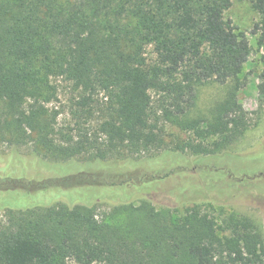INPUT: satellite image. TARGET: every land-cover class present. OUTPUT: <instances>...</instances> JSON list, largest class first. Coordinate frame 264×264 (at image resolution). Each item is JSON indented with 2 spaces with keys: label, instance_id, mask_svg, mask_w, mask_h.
Instances as JSON below:
<instances>
[{
  "label": "trees",
  "instance_id": "1",
  "mask_svg": "<svg viewBox=\"0 0 264 264\" xmlns=\"http://www.w3.org/2000/svg\"><path fill=\"white\" fill-rule=\"evenodd\" d=\"M250 1L261 16L252 32L264 45V0ZM231 6L232 0H0V145L33 144L48 171L88 151L97 167L55 177L0 174V191L123 186L131 176L104 161L116 165L152 149L179 156L169 153L162 119L203 140L177 142L183 153L215 154L241 136L250 122L238 99L239 76L252 45L225 18ZM258 77L264 104V69ZM207 81L234 86L209 117H191L198 85ZM60 89L70 91L76 138L58 125L62 110L53 105ZM209 137L216 140L206 144ZM165 165L145 181L154 196L170 179L178 180L173 188L181 196L226 200L240 190L236 183L222 191L201 177L203 167ZM255 177L260 181L248 191L262 195L264 173ZM35 208L19 209L0 226V264H264L261 227L238 213L218 226L197 203L180 218L152 200L121 204L100 219L94 206Z\"/></svg>",
  "mask_w": 264,
  "mask_h": 264
},
{
  "label": "rangeland",
  "instance_id": "2",
  "mask_svg": "<svg viewBox=\"0 0 264 264\" xmlns=\"http://www.w3.org/2000/svg\"><path fill=\"white\" fill-rule=\"evenodd\" d=\"M225 18L231 19L239 30L245 31L252 45L249 59L244 64L243 71L239 76L242 81V88L238 92V99L247 111L250 122L249 127L241 136L215 154L196 155L189 150L183 153L177 150V142L188 140L198 142L200 139L194 132L182 130L177 125L162 119L161 124L165 126L167 133V147L171 150L169 153L179 155L178 157H173V155L168 153L165 154L166 151L163 149H152L125 155L129 156V159L123 160L125 163L120 162L115 165L110 159L104 161L103 167L120 168V170L126 172L127 176H131V181L123 186H79L76 188L38 190L35 193H26V191L24 192L21 189L0 191V226L6 225L11 215L17 213L19 209L29 207L45 210L46 207L59 203H65L70 206H94L97 218L100 219L105 212H110L121 204L134 203L136 207L141 205L143 200H152L155 207L159 210L170 208L174 218L183 217L186 215L187 209L197 203L216 219L218 226L223 224V219L228 214L238 213L246 215L256 221L264 234V194L257 195L248 191L252 183L260 181L255 176L264 173V104L260 103L258 90L260 81L258 76L264 69V45L259 44V34L252 32L255 23L260 21L261 16L254 9L250 0H232V6L225 12ZM233 86L234 82L226 85H221L214 81L199 84L197 98L194 107L191 108L190 116L209 117L212 110L226 98L228 91ZM60 92L58 102L53 105L62 110L58 119L59 128L66 132L71 131L74 138H76L80 130L79 127H76V119H74L68 107L70 91L68 89L67 91L66 89H60ZM153 98L157 100L158 96L153 94ZM156 104L157 102L155 107L158 108ZM92 124L95 125V123ZM206 124V122H203L202 126L205 127ZM67 125L71 129L74 128V130H69ZM88 126L86 127L88 130L93 129L90 125ZM214 140H216V137H209L204 142L207 144ZM32 150L33 144L18 147L16 150L6 143L1 144L0 174L18 177L23 175V172H27L29 176L38 174L40 176L55 177L58 174L67 173L69 175L73 171L77 173L83 169L78 166L88 165L89 169L93 166L92 169L97 168L93 163L94 161L91 160L93 159L92 151H88L70 160L71 164L66 167L63 165L51 166L50 168L53 171L45 170L43 167L40 169V162L32 154ZM162 155L165 160L167 158L166 161H162ZM41 164H44V161ZM165 164L172 165L171 168L179 164H187L190 166L189 168H193V166H197V169L203 167L205 168V175L203 174L201 177L205 176L210 179L212 184L219 185V189L222 191H227V187L236 183H239L238 187L240 190L234 194V197L226 200L215 199L214 195H209L208 193H204L202 196H195V194L187 192L184 196H181L173 188L174 186H179L178 180L173 181L170 179L169 181H160L158 183L155 191L159 192L158 194L160 195L158 197L154 196L151 193V182L145 181L151 179V172L154 169L163 167ZM120 165L123 167H118ZM209 169L212 170V173L209 172ZM197 186L198 184L196 183L195 187L191 186L190 189L196 191ZM166 194L174 196L173 202L166 197Z\"/></svg>",
  "mask_w": 264,
  "mask_h": 264
}]
</instances>
